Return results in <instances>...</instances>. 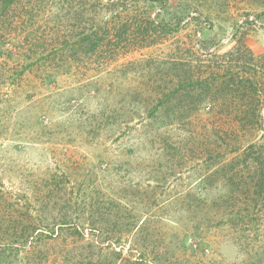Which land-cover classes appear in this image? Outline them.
<instances>
[{
  "label": "rangeland",
  "instance_id": "obj_1",
  "mask_svg": "<svg viewBox=\"0 0 264 264\" xmlns=\"http://www.w3.org/2000/svg\"><path fill=\"white\" fill-rule=\"evenodd\" d=\"M0 264H264V0H0Z\"/></svg>",
  "mask_w": 264,
  "mask_h": 264
},
{
  "label": "trees",
  "instance_id": "obj_2",
  "mask_svg": "<svg viewBox=\"0 0 264 264\" xmlns=\"http://www.w3.org/2000/svg\"><path fill=\"white\" fill-rule=\"evenodd\" d=\"M6 3L9 2L10 0H4ZM116 30V35L117 38L119 40V42L126 40L129 38L130 36V30H132V27H130V21L126 20V19H122L119 21V24L117 26ZM106 35V33L104 34ZM104 35L101 38H97L95 41H93V39L85 38L83 39L82 42H86V40H90V43H88L87 45H84L83 47H80L81 50H84V52H93L96 50L97 46H98V42L101 40H104ZM163 103V102H161ZM90 254V253H89ZM90 255H94L93 251L91 252Z\"/></svg>",
  "mask_w": 264,
  "mask_h": 264
}]
</instances>
